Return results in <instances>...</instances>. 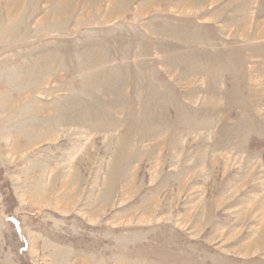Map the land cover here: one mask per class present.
Masks as SVG:
<instances>
[{
  "label": "rangeland",
  "instance_id": "rangeland-1",
  "mask_svg": "<svg viewBox=\"0 0 264 264\" xmlns=\"http://www.w3.org/2000/svg\"><path fill=\"white\" fill-rule=\"evenodd\" d=\"M0 264H264V0H0Z\"/></svg>",
  "mask_w": 264,
  "mask_h": 264
}]
</instances>
